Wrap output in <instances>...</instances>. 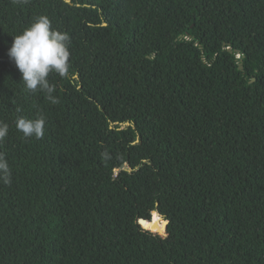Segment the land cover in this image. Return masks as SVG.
Instances as JSON below:
<instances>
[{
  "label": "trees",
  "instance_id": "1",
  "mask_svg": "<svg viewBox=\"0 0 264 264\" xmlns=\"http://www.w3.org/2000/svg\"><path fill=\"white\" fill-rule=\"evenodd\" d=\"M39 16L56 103L7 55ZM0 123V264H264V0H0Z\"/></svg>",
  "mask_w": 264,
  "mask_h": 264
},
{
  "label": "clouds",
  "instance_id": "2",
  "mask_svg": "<svg viewBox=\"0 0 264 264\" xmlns=\"http://www.w3.org/2000/svg\"><path fill=\"white\" fill-rule=\"evenodd\" d=\"M69 37L53 29L47 16H39L20 35L13 37L7 55L21 73V81L27 90L47 93V98L56 103L52 95L54 87L50 85V73L64 77L69 70ZM45 119L20 117L16 121L17 130L27 137L43 138ZM8 133L7 124L0 123V141ZM11 173L5 157L0 154V178L10 182Z\"/></svg>",
  "mask_w": 264,
  "mask_h": 264
},
{
  "label": "water",
  "instance_id": "3",
  "mask_svg": "<svg viewBox=\"0 0 264 264\" xmlns=\"http://www.w3.org/2000/svg\"><path fill=\"white\" fill-rule=\"evenodd\" d=\"M239 69H242L241 65L239 66ZM153 213L157 214L156 212H153ZM159 217H161V216H159ZM153 218H154V216L152 214V217L150 218V220H146V219L140 218L138 220V223L143 229L149 230V227H151V226L154 227L156 225H159L156 221H154ZM161 229L163 231V234L166 236L167 235V233H166V231H167V221L166 220L163 221Z\"/></svg>",
  "mask_w": 264,
  "mask_h": 264
},
{
  "label": "rangeland",
  "instance_id": "4",
  "mask_svg": "<svg viewBox=\"0 0 264 264\" xmlns=\"http://www.w3.org/2000/svg\"><path fill=\"white\" fill-rule=\"evenodd\" d=\"M161 219H162V222L164 221V219H163V217H161ZM155 233H157V232H155ZM159 234V233H158ZM161 235V234H160ZM162 237H165V235H161Z\"/></svg>",
  "mask_w": 264,
  "mask_h": 264
}]
</instances>
